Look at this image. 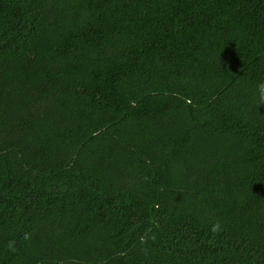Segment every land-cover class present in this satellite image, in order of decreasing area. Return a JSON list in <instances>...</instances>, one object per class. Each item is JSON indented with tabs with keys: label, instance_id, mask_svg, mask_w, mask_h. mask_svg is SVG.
I'll list each match as a JSON object with an SVG mask.
<instances>
[{
	"label": "trees",
	"instance_id": "16d2710c",
	"mask_svg": "<svg viewBox=\"0 0 264 264\" xmlns=\"http://www.w3.org/2000/svg\"><path fill=\"white\" fill-rule=\"evenodd\" d=\"M264 0H0V264H264Z\"/></svg>",
	"mask_w": 264,
	"mask_h": 264
},
{
	"label": "clouds",
	"instance_id": "9594fccd",
	"mask_svg": "<svg viewBox=\"0 0 264 264\" xmlns=\"http://www.w3.org/2000/svg\"><path fill=\"white\" fill-rule=\"evenodd\" d=\"M261 97L264 98V85L260 86Z\"/></svg>",
	"mask_w": 264,
	"mask_h": 264
}]
</instances>
